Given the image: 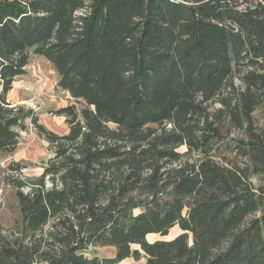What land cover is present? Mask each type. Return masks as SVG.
Here are the masks:
<instances>
[{
    "label": "trees",
    "instance_id": "obj_1",
    "mask_svg": "<svg viewBox=\"0 0 264 264\" xmlns=\"http://www.w3.org/2000/svg\"><path fill=\"white\" fill-rule=\"evenodd\" d=\"M31 53L80 104L64 134L6 98ZM26 118L52 156L0 264H264V0H0V153Z\"/></svg>",
    "mask_w": 264,
    "mask_h": 264
},
{
    "label": "rangeland",
    "instance_id": "obj_2",
    "mask_svg": "<svg viewBox=\"0 0 264 264\" xmlns=\"http://www.w3.org/2000/svg\"><path fill=\"white\" fill-rule=\"evenodd\" d=\"M58 75L55 68L43 56L31 53L24 72L15 77L12 89L6 98L12 105H21L26 109H33L38 121L47 129L57 134H64L68 130L65 121L66 116L56 111L62 107L75 103L69 92L57 87ZM26 128L20 131L19 142L16 149L8 154L0 153V232L3 235L20 232L21 220L18 210V200L15 193V180H32L37 178L43 170L44 165L52 156L48 142L37 133L29 118L25 119ZM236 132L231 130L227 139ZM180 150H184L181 147ZM17 169H11L10 165ZM46 185H50V179L45 178ZM255 186L263 184V180L253 177ZM23 189L26 191L27 186ZM178 226L169 230L167 236L150 234L147 238L151 240L159 238H171L179 234ZM137 247V246H134ZM87 257L97 256L100 259L111 258L115 254L112 245L93 244L83 250ZM147 256L141 252L136 258L128 257L113 264H144ZM34 264H47L36 262Z\"/></svg>",
    "mask_w": 264,
    "mask_h": 264
}]
</instances>
